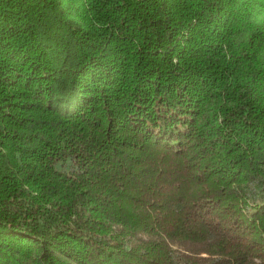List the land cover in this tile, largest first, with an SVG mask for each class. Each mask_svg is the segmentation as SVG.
Segmentation results:
<instances>
[{
    "label": "trees",
    "instance_id": "trees-1",
    "mask_svg": "<svg viewBox=\"0 0 264 264\" xmlns=\"http://www.w3.org/2000/svg\"><path fill=\"white\" fill-rule=\"evenodd\" d=\"M0 264H264V0H0Z\"/></svg>",
    "mask_w": 264,
    "mask_h": 264
},
{
    "label": "rangeland",
    "instance_id": "rangeland-1",
    "mask_svg": "<svg viewBox=\"0 0 264 264\" xmlns=\"http://www.w3.org/2000/svg\"><path fill=\"white\" fill-rule=\"evenodd\" d=\"M177 248V246H175Z\"/></svg>",
    "mask_w": 264,
    "mask_h": 264
}]
</instances>
